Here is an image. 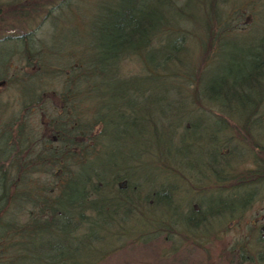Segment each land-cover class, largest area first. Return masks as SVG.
Listing matches in <instances>:
<instances>
[{
    "label": "trees",
    "instance_id": "trees-1",
    "mask_svg": "<svg viewBox=\"0 0 264 264\" xmlns=\"http://www.w3.org/2000/svg\"><path fill=\"white\" fill-rule=\"evenodd\" d=\"M87 1L0 0V264H89L157 210L145 227L171 252L253 231L264 0ZM236 39L232 81L203 85ZM250 237L226 250L246 261Z\"/></svg>",
    "mask_w": 264,
    "mask_h": 264
},
{
    "label": "rangeland",
    "instance_id": "rangeland-1",
    "mask_svg": "<svg viewBox=\"0 0 264 264\" xmlns=\"http://www.w3.org/2000/svg\"><path fill=\"white\" fill-rule=\"evenodd\" d=\"M110 0H88L83 3V8L86 14L92 9L97 7L101 2L109 3ZM86 17H89L86 15ZM232 45V43H230ZM224 48V53L213 57L209 65L203 71L204 77L202 78L203 85H209L208 81H216L217 79H227L228 82L232 81V75H230L233 70L238 68V63L232 59L235 53L233 50L238 48L247 47L248 44L246 40L236 39L234 42V47ZM230 73V74H229ZM153 215L158 216V210L152 213L145 212L143 214H132L127 219L128 231L126 236L120 239V244L123 246L118 250L108 251V253L102 255L97 260H93L89 264H264V260H259V255L257 252L262 248V242L258 243L256 248L250 245L247 251L248 256L245 259H239L237 254H232L230 251L226 250V244L233 243L242 236H252L249 239V243L254 241L255 237H260L263 232H258L256 227H251L253 231L249 229L241 228L240 224L237 228H230L226 232L222 233L221 237L217 242L210 241L205 242L202 247H193V244L180 245L179 249L176 251H170L168 246V241L165 240L164 233H160L158 237L156 235L148 232L146 229L147 222L153 219ZM245 221L252 222L258 221L255 225L264 224V196L260 201L256 202L251 206V208L243 213V218ZM262 226V225H261ZM145 230L146 233H141L139 231ZM141 237L136 242H131L138 234ZM249 234V235H248ZM114 235L108 234L105 236L104 245L113 244ZM254 246V244H253ZM101 247V246H100ZM98 250L94 249V252ZM93 253L91 247H87L84 251H79L76 253L75 260L78 261L83 257H89ZM263 253V251H261ZM249 259V260H248Z\"/></svg>",
    "mask_w": 264,
    "mask_h": 264
},
{
    "label": "flooded vegetation",
    "instance_id": "flooded-vegetation-1",
    "mask_svg": "<svg viewBox=\"0 0 264 264\" xmlns=\"http://www.w3.org/2000/svg\"><path fill=\"white\" fill-rule=\"evenodd\" d=\"M253 223H254V226L257 228V231L258 232L259 231L260 232H263L264 231V224H261L262 226L257 224V226H256L255 224L258 223V221H254ZM260 237L263 238V241H264V236L262 234L260 235ZM262 248H264V242L262 244Z\"/></svg>",
    "mask_w": 264,
    "mask_h": 264
}]
</instances>
